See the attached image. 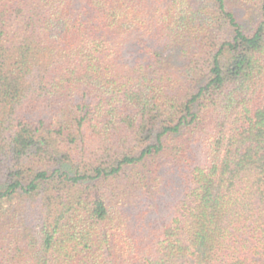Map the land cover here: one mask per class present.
Listing matches in <instances>:
<instances>
[{"label": "trees", "instance_id": "1", "mask_svg": "<svg viewBox=\"0 0 264 264\" xmlns=\"http://www.w3.org/2000/svg\"><path fill=\"white\" fill-rule=\"evenodd\" d=\"M0 264H264V0H0Z\"/></svg>", "mask_w": 264, "mask_h": 264}]
</instances>
